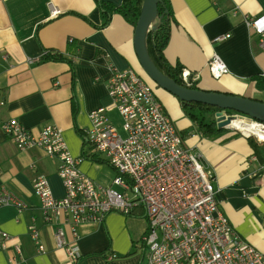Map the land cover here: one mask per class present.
<instances>
[{
  "label": "crops",
  "instance_id": "obj_1",
  "mask_svg": "<svg viewBox=\"0 0 264 264\" xmlns=\"http://www.w3.org/2000/svg\"><path fill=\"white\" fill-rule=\"evenodd\" d=\"M167 1L172 20L163 55L180 68L183 82L190 77V86L264 101V52L244 23L245 15H264V0ZM101 2L117 6L122 0H0V123L14 118L34 133L45 125L58 127L70 154L82 157L80 170L97 184L112 185L115 169L86 139L88 115L105 107L109 116L113 109L106 88L108 65L131 68L152 87L184 146L212 172L218 208L235 232L264 254V140L255 138L252 145L234 128L203 135L180 100L144 73L134 26L116 11L104 13ZM51 9L58 14L50 15ZM225 33L230 36L216 40ZM46 51L66 60L43 59ZM213 53L227 68L218 78L208 69ZM58 165L39 147L17 149L0 127V186L25 203L22 210L0 206V233L9 235L0 246V264H146L147 248L140 238L147 220L140 209L79 223L77 236L64 219L43 222L32 180L45 176L52 195L62 197ZM33 226L44 252L31 240ZM57 232L66 244L78 247L77 261L57 247Z\"/></svg>",
  "mask_w": 264,
  "mask_h": 264
},
{
  "label": "built area",
  "instance_id": "obj_2",
  "mask_svg": "<svg viewBox=\"0 0 264 264\" xmlns=\"http://www.w3.org/2000/svg\"><path fill=\"white\" fill-rule=\"evenodd\" d=\"M57 14L58 10H50V15ZM244 23L257 35V47L264 52V15H245ZM229 36L225 33L216 40ZM108 68L107 93L122 118L126 136L118 133L105 107L90 111L85 135L93 150L103 154L115 169L112 185L97 184L80 170L82 157L70 154L58 127L45 125L34 133L14 118L0 123L17 149L39 147L59 162L62 197L52 195L45 176L32 180L43 222L51 225L64 219L77 236L79 223L100 222L110 212L130 215L140 209L147 220L140 238L147 248L146 264H264V254L241 238L218 208L212 172L184 146L152 87L131 68ZM208 69L214 78L227 72L216 53L208 61ZM3 104L0 100V109ZM255 122L264 133V122ZM234 129L245 137L264 140V135ZM2 205L25 208L24 201L4 186H0ZM8 237L6 232L0 233L1 247ZM30 237L37 250L44 252L35 226ZM55 239L57 247L77 261L78 247L66 244L59 232Z\"/></svg>",
  "mask_w": 264,
  "mask_h": 264
},
{
  "label": "water",
  "instance_id": "obj_3",
  "mask_svg": "<svg viewBox=\"0 0 264 264\" xmlns=\"http://www.w3.org/2000/svg\"><path fill=\"white\" fill-rule=\"evenodd\" d=\"M157 2L158 0L142 1L140 13L134 27L135 51L147 77L157 87L168 91L180 101L197 102L222 109V111L215 113L218 128H234L230 126V122L237 116L236 114H226L225 110L264 122V101L238 94L204 90L187 84H179L158 70L149 57L146 46V36L149 28L154 29L156 27Z\"/></svg>",
  "mask_w": 264,
  "mask_h": 264
},
{
  "label": "trees",
  "instance_id": "obj_4",
  "mask_svg": "<svg viewBox=\"0 0 264 264\" xmlns=\"http://www.w3.org/2000/svg\"><path fill=\"white\" fill-rule=\"evenodd\" d=\"M143 0H122V2L115 6L109 3H100L101 9L104 13H110L116 11L121 14L130 24L135 27L137 18L140 13L141 5ZM172 20L171 8L167 0H158L157 2V17L155 20L156 27L154 29L149 28L146 36V46L148 55L153 61L154 65L163 74L169 76L171 79L179 84L185 85L180 77V68L178 66H171L163 55V50L170 37V23ZM43 59H61L66 60L63 57L54 58L50 51H46L43 54ZM194 87L195 86H191ZM184 113L189 117V119L196 125L198 130L207 136H212L218 133L222 128L217 127L215 113L222 111L217 107L209 106L197 102H184L180 101ZM226 114H236L233 111L225 110ZM248 118V117H247ZM253 121H257L254 118H248ZM185 134V133H184ZM186 132L185 135H187ZM181 136V135H180ZM183 135L181 136V138ZM252 145H255V137H248Z\"/></svg>",
  "mask_w": 264,
  "mask_h": 264
},
{
  "label": "bare ground",
  "instance_id": "obj_5",
  "mask_svg": "<svg viewBox=\"0 0 264 264\" xmlns=\"http://www.w3.org/2000/svg\"><path fill=\"white\" fill-rule=\"evenodd\" d=\"M230 126L239 129L240 131L247 134H255L259 137H263L264 133L260 125L254 121H247L241 118H234L230 122Z\"/></svg>",
  "mask_w": 264,
  "mask_h": 264
},
{
  "label": "rangeland",
  "instance_id": "obj_6",
  "mask_svg": "<svg viewBox=\"0 0 264 264\" xmlns=\"http://www.w3.org/2000/svg\"><path fill=\"white\" fill-rule=\"evenodd\" d=\"M109 116L111 118V121L113 123V125L115 126V128L117 129L118 133L125 137L126 136V132L124 131L123 127H122V118L121 116L119 115V113L117 112V110L115 108H113L110 113H109ZM236 116L237 118H241V119H244V120H247V121H253V120H250L248 119L247 117H245L244 115L242 114H237L236 113ZM255 122V121H254ZM118 190H121L120 188H118Z\"/></svg>",
  "mask_w": 264,
  "mask_h": 264
}]
</instances>
